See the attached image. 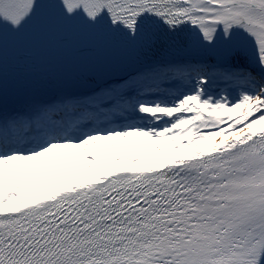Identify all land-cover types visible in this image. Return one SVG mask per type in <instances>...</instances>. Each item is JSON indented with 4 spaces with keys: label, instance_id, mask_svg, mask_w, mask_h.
<instances>
[{
    "label": "snow or ice",
    "instance_id": "obj_1",
    "mask_svg": "<svg viewBox=\"0 0 264 264\" xmlns=\"http://www.w3.org/2000/svg\"><path fill=\"white\" fill-rule=\"evenodd\" d=\"M0 264H264V0H0Z\"/></svg>",
    "mask_w": 264,
    "mask_h": 264
}]
</instances>
